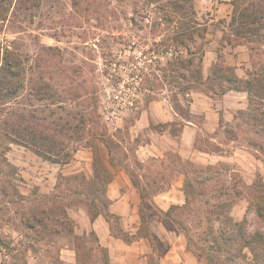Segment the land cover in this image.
Instances as JSON below:
<instances>
[{
	"label": "rangeland",
	"instance_id": "obj_1",
	"mask_svg": "<svg viewBox=\"0 0 264 264\" xmlns=\"http://www.w3.org/2000/svg\"><path fill=\"white\" fill-rule=\"evenodd\" d=\"M147 1L0 0V57L13 58L0 75V264H110L109 248L134 264H264L212 245L244 219L264 229L252 199L264 181V92L220 94L216 82L182 96L187 81L171 75L151 96L138 91L136 74L160 73L143 53L158 39ZM227 1H194L207 25L202 77L222 64L264 78L258 42L237 44L226 26ZM92 217L108 246L85 225ZM147 228L153 238L140 237Z\"/></svg>",
	"mask_w": 264,
	"mask_h": 264
},
{
	"label": "trees",
	"instance_id": "obj_2",
	"mask_svg": "<svg viewBox=\"0 0 264 264\" xmlns=\"http://www.w3.org/2000/svg\"><path fill=\"white\" fill-rule=\"evenodd\" d=\"M16 1L26 8L37 6L39 3V0ZM194 1L165 0L166 5L164 7L158 4L159 0L147 1V6L150 3L155 4L151 10L153 11V18H151L149 24V31L151 34L156 35L158 39L153 40L150 47L143 53H147L148 57H155L154 62H156L157 67L154 70L160 73H146L147 76L145 74H136L135 76L139 78L138 84L140 85L138 91L142 89L145 94L151 96L155 86L154 80L157 77L171 75L170 84H174L178 77L187 81L185 88L182 90V96L189 94L190 85L192 84L205 83L209 86L216 82L219 85L220 94H224L228 90H235L244 91L248 95L253 93L262 95L264 92V78L238 77L232 66L215 64L213 73L205 78L202 77L200 69L203 58L202 42L207 34V25L198 18L194 8ZM226 3L231 6V14L226 26L232 37L235 38L237 44L248 45L254 41L258 42L261 47L259 46L257 49L264 57V0H229ZM12 59L9 56V52H4L1 55L0 75L11 73L9 61ZM162 63L164 65L160 66ZM7 89L0 80V97H8ZM186 185L187 182L185 183ZM252 199L254 200L253 209L255 215L264 221V181L256 185L255 191H252ZM143 202L144 198L141 197V205ZM140 208V223L146 228L147 223L142 213V207L140 206ZM244 221L245 219L242 223ZM37 222H41V219L37 220ZM242 223H238L237 236L234 239L231 236H222L220 239L223 240L222 242L214 240L212 245L219 243L225 245L236 244L239 248H245L254 260H258L261 256L264 259V229L255 228L249 231L242 227ZM27 225L32 228L34 223L29 222ZM140 237L153 238L148 228ZM217 264L221 263L217 262Z\"/></svg>",
	"mask_w": 264,
	"mask_h": 264
},
{
	"label": "crops",
	"instance_id": "obj_3",
	"mask_svg": "<svg viewBox=\"0 0 264 264\" xmlns=\"http://www.w3.org/2000/svg\"><path fill=\"white\" fill-rule=\"evenodd\" d=\"M118 202L115 201L110 206V211H115ZM106 222L101 217H96L93 220H86V226L93 230L95 235L98 237L99 241L106 246L109 245L110 241L107 239L108 230H104L103 224ZM104 224V225H105ZM106 226V225H105ZM107 229V227H105ZM123 248L120 251H115L112 248L108 249V259L110 264H134L132 260L129 259V250Z\"/></svg>",
	"mask_w": 264,
	"mask_h": 264
},
{
	"label": "built area",
	"instance_id": "obj_4",
	"mask_svg": "<svg viewBox=\"0 0 264 264\" xmlns=\"http://www.w3.org/2000/svg\"><path fill=\"white\" fill-rule=\"evenodd\" d=\"M133 95H136L135 92H132Z\"/></svg>",
	"mask_w": 264,
	"mask_h": 264
}]
</instances>
